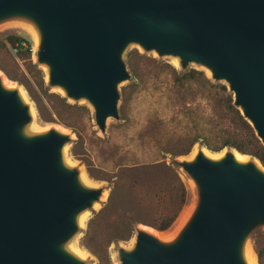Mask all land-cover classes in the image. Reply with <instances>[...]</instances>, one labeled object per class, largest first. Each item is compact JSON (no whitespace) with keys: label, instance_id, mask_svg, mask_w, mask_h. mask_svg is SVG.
<instances>
[{"label":"water","instance_id":"95a60500","mask_svg":"<svg viewBox=\"0 0 264 264\" xmlns=\"http://www.w3.org/2000/svg\"><path fill=\"white\" fill-rule=\"evenodd\" d=\"M11 20L36 30L48 88L86 101L103 134L121 118L120 84L131 79L125 53L137 45L226 85L264 146V0H0V24ZM3 77L0 264H91L71 247L80 215L107 188L84 184L83 169L66 162L71 133L29 131L33 106ZM206 151L199 143L193 158L174 157L196 192L176 236L165 241L137 224L132 246L117 248L119 264H247L244 247L264 227V167L251 155L240 161L233 147L218 158Z\"/></svg>","mask_w":264,"mask_h":264},{"label":"trees","instance_id":"16d2710c","mask_svg":"<svg viewBox=\"0 0 264 264\" xmlns=\"http://www.w3.org/2000/svg\"><path fill=\"white\" fill-rule=\"evenodd\" d=\"M13 49H16L15 54ZM18 60L23 62L33 79L28 77ZM129 62L137 77L135 59L130 57ZM166 66L173 75L178 99L183 104L187 105L199 96L213 102L211 128L203 130L202 134L198 131L162 142L157 146L163 154V161L121 167L114 175L116 180L109 199L88 221L81 241L82 246L97 257L99 264H113L109 253L110 245L117 240L130 239L137 224H150L158 231H167L187 205L188 188L177 169L166 162L167 154L173 157L185 156L195 144L202 143L214 152L233 147L243 154L258 158L264 165V146L251 124L233 104V95L227 86L214 83L202 70L180 72L170 64ZM0 68L9 78L26 87L45 122H59L79 134L76 126L81 122V116L77 114V110L83 109L85 115L89 112L88 108L70 104L59 94L49 92L43 77L34 74L36 68L32 63V42L28 37L18 33L0 36ZM152 129L153 126H150L147 130L150 133L156 131L155 127ZM119 191L130 202L140 205L149 219L131 213L133 210L127 208L119 198ZM256 252L259 264H264V246H256Z\"/></svg>","mask_w":264,"mask_h":264},{"label":"rangeland","instance_id":"374dc122","mask_svg":"<svg viewBox=\"0 0 264 264\" xmlns=\"http://www.w3.org/2000/svg\"><path fill=\"white\" fill-rule=\"evenodd\" d=\"M6 33L22 34L31 40L32 63L36 68L34 74L36 76L41 75L44 79L45 87L48 88L46 69L44 66L36 64V30L31 29L27 22L11 20L0 24V36ZM12 52L14 54L16 53L14 49ZM130 57H133L137 63V77L134 76V72L130 66ZM125 60L131 72V79L120 84L121 99L119 101V109L121 118L119 120H108L106 134L98 130L94 120L93 109L86 101L75 102L74 100L67 99L68 103L76 106H86L89 110L85 115L83 109L77 110V114L81 116V122L76 126V130L79 134L74 132L72 128H68L59 122H45L39 114L36 102L32 99L26 87L19 81L9 78L0 68L2 74L13 82L15 86H21L27 90V98H29L27 101L29 100L28 103L33 106V111L35 112L33 122L29 126V131H45L46 129L56 127V125L63 127L64 130L67 129L66 131L71 133L73 141L68 144L66 148V158L69 157L73 164L78 165L85 172L87 171L86 173L88 175L93 174L94 177L91 175L89 177L93 181L95 180V183H99L98 185L107 188L105 198L94 210L89 212V217L82 228L83 231L73 240V244L78 247H84L81 241L87 229L88 221L108 201L116 180L114 175L121 167L163 161V154L159 151L158 144L162 142L166 143L168 140H175L186 134L198 131L202 134L203 130L207 131L211 128L210 119L214 112L212 101L206 97L199 96L197 99L185 105L178 99L173 83V75L166 66V64H170L180 71L179 64L175 61V58H160L154 52L146 53L141 47L130 45L126 50ZM18 62L28 77L33 79L34 77L27 72L23 62L20 60H18ZM191 68L204 70L196 65H192ZM37 70H40V73H37ZM204 72L207 75L205 70ZM48 89L50 93H56L65 98L64 94L59 89ZM150 126H153L152 130H154L155 127L156 131L150 133L147 130ZM198 144L199 143L195 144L194 147L197 148ZM72 150H74L76 154H73ZM165 160L179 172L188 188L189 196L187 205L193 206L191 204L196 200V192L190 180L185 173L173 163V156L167 154ZM119 198L122 199V202L126 204L127 208L133 210L131 213L149 219L141 206L136 205L134 202H130L123 192L120 194L119 191ZM146 225L154 228L150 224ZM174 225L175 223L173 226ZM172 227L169 230H171ZM134 237L135 231L130 239L117 240L110 245L109 253L113 264H119L117 255L118 246L126 248L131 247ZM256 246H264V227H259L257 229L254 240L252 241V248L256 250ZM89 262L91 264H99L94 254L89 256Z\"/></svg>","mask_w":264,"mask_h":264},{"label":"bare ground","instance_id":"6f19581e","mask_svg":"<svg viewBox=\"0 0 264 264\" xmlns=\"http://www.w3.org/2000/svg\"><path fill=\"white\" fill-rule=\"evenodd\" d=\"M35 44L36 46L38 45V35H36V39H35ZM0 74H2L1 70H0ZM3 84L6 87H14L15 85L13 84V82H11L5 75L3 77ZM27 90H25L23 87L20 86V94L22 96V98L24 100L29 99L27 98L28 95L26 93ZM29 101V100H28ZM36 109V108H35ZM32 112H33V108H32ZM35 113V112H34ZM35 115V114H34ZM48 125V124H47ZM58 126V128L60 130H64L63 127L56 125V127ZM49 128V127H47ZM47 130V129H46ZM67 130V129H66ZM195 146V145H194ZM194 149H192V151L186 155L187 158H193L197 152V148L193 147ZM211 150V149H210ZM206 153L214 158H218L220 156L223 155V152H214V151H206ZM182 157V156H181ZM236 157L237 159H239L240 161H247L249 156L245 155V154H241V153H236ZM66 162L70 165H73L72 160H70V158H66ZM87 172V171H86ZM84 170H82L81 174H80V179L81 181L86 184V185H95L97 183H95L86 173ZM99 184V183H98ZM96 207L98 206L97 204L95 205ZM193 211V206L190 205H186L184 207V209L182 210V212L180 213L178 219L175 222V225L172 227L171 230H169L168 232H161L156 230L155 228L150 227L149 225L147 226L146 224L143 225V228L147 229L148 231L156 234L160 239L165 240V241H169L172 240L176 234L178 233V231L181 229V227L185 224V222L188 220L189 216L191 215ZM89 217V213L87 211L83 212L80 217H79V221H80V225L84 226L85 222L87 221ZM72 252L80 257V258H89V256H92V254L85 248V247H78L76 245H73L71 247ZM256 250H254L252 248L251 245L246 244V246L244 247V257L246 259L247 264H258V260H257V254L255 252Z\"/></svg>","mask_w":264,"mask_h":264},{"label":"built area","instance_id":"2783aa9c","mask_svg":"<svg viewBox=\"0 0 264 264\" xmlns=\"http://www.w3.org/2000/svg\"><path fill=\"white\" fill-rule=\"evenodd\" d=\"M14 52H16V49H14Z\"/></svg>","mask_w":264,"mask_h":264}]
</instances>
